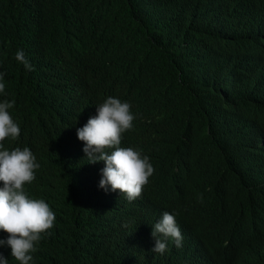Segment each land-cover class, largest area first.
Masks as SVG:
<instances>
[{
    "label": "clouds",
    "instance_id": "9594fccd",
    "mask_svg": "<svg viewBox=\"0 0 264 264\" xmlns=\"http://www.w3.org/2000/svg\"><path fill=\"white\" fill-rule=\"evenodd\" d=\"M111 1L0 0V264H68L89 246L32 184L59 61L89 101L64 121L86 168L70 215L112 262L238 264L253 250L264 264V0H201L153 34L129 9L94 12ZM141 1L164 19V0ZM229 229L256 246H222Z\"/></svg>",
    "mask_w": 264,
    "mask_h": 264
},
{
    "label": "trees",
    "instance_id": "16d2710c",
    "mask_svg": "<svg viewBox=\"0 0 264 264\" xmlns=\"http://www.w3.org/2000/svg\"><path fill=\"white\" fill-rule=\"evenodd\" d=\"M200 1L164 0L162 4L165 17L161 20L154 17L141 0H113L106 4L102 3L100 7L94 4L93 10L94 12H117L129 9L138 17L141 28L153 34L175 30L182 17L195 14ZM53 72L55 75L54 114L50 124L43 131L41 141L34 148L40 167L36 170V178L32 184L44 195L56 198L57 205H52L57 215L56 223L68 233L84 236L88 241V248L79 254L75 261H69L68 264H115L106 254L100 236L90 226L75 221L70 215L75 199L72 195L75 179L86 168L79 169L74 164L76 149L68 138L64 121L72 114L84 109L89 101L77 91L62 61L54 64ZM176 93L184 102L194 103V97L185 88L177 87ZM57 243L59 246L64 245L61 240ZM220 244L222 246L239 245L252 249L256 246V239L251 234L244 238L237 237L235 231L229 229L223 231ZM236 260L238 264H260L253 250L238 253Z\"/></svg>",
    "mask_w": 264,
    "mask_h": 264
}]
</instances>
